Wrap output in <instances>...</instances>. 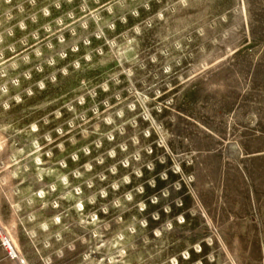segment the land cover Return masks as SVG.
Instances as JSON below:
<instances>
[{"label": "rangeland", "instance_id": "rangeland-1", "mask_svg": "<svg viewBox=\"0 0 264 264\" xmlns=\"http://www.w3.org/2000/svg\"><path fill=\"white\" fill-rule=\"evenodd\" d=\"M0 264H264V0H0Z\"/></svg>", "mask_w": 264, "mask_h": 264}, {"label": "bare ground", "instance_id": "bare-ground-1", "mask_svg": "<svg viewBox=\"0 0 264 264\" xmlns=\"http://www.w3.org/2000/svg\"><path fill=\"white\" fill-rule=\"evenodd\" d=\"M5 240V239H4ZM4 246L8 249V251L9 250H11L12 251V253H14L13 252V250H12V247H11V245L6 241V242H4ZM15 254V253H14Z\"/></svg>", "mask_w": 264, "mask_h": 264}, {"label": "built area", "instance_id": "built-area-1", "mask_svg": "<svg viewBox=\"0 0 264 264\" xmlns=\"http://www.w3.org/2000/svg\"><path fill=\"white\" fill-rule=\"evenodd\" d=\"M9 251H11V250H9Z\"/></svg>", "mask_w": 264, "mask_h": 264}]
</instances>
